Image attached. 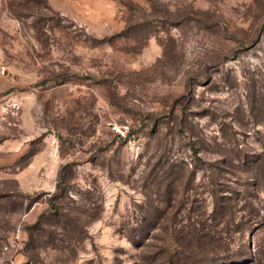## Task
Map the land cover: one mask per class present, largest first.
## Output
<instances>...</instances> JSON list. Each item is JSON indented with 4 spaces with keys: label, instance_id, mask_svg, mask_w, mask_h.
Here are the masks:
<instances>
[{
    "label": "rangeland",
    "instance_id": "1",
    "mask_svg": "<svg viewBox=\"0 0 264 264\" xmlns=\"http://www.w3.org/2000/svg\"><path fill=\"white\" fill-rule=\"evenodd\" d=\"M0 264H264V0H0Z\"/></svg>",
    "mask_w": 264,
    "mask_h": 264
}]
</instances>
